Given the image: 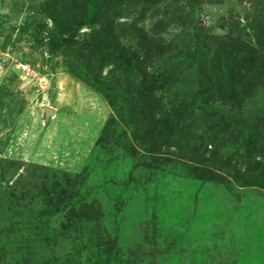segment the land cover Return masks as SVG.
<instances>
[{"label": "rangeland", "instance_id": "1", "mask_svg": "<svg viewBox=\"0 0 264 264\" xmlns=\"http://www.w3.org/2000/svg\"><path fill=\"white\" fill-rule=\"evenodd\" d=\"M0 264H264V0H0Z\"/></svg>", "mask_w": 264, "mask_h": 264}]
</instances>
